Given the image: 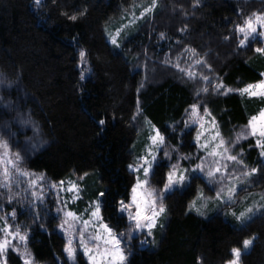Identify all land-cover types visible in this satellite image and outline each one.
Here are the masks:
<instances>
[{
    "label": "trees",
    "instance_id": "16d2710c",
    "mask_svg": "<svg viewBox=\"0 0 264 264\" xmlns=\"http://www.w3.org/2000/svg\"><path fill=\"white\" fill-rule=\"evenodd\" d=\"M150 5L151 0H0V78L5 81L0 84V116L9 142L20 152L39 145L27 151L24 164L53 182L83 177L80 208L99 199L103 220L118 232L126 226L118 201L129 197L134 182L128 165L141 153L150 126L190 153L192 135L178 137L171 129L197 102L198 89L209 87L199 102L225 135L264 108V98L215 95L210 84L185 80L172 66L178 61L181 68L192 65L232 90L258 82L264 53L255 51L253 41L239 47L234 29L252 12H264V0H198L195 8L193 0H157L141 17ZM73 15L75 20L69 18ZM114 34L119 47L109 42ZM185 48L196 49L194 59L206 61L211 71L192 64ZM82 49L87 53L83 62ZM15 105L22 115L14 113ZM240 149L248 170L259 171L228 207L236 215L249 206L259 209L253 219L237 226L235 216L211 199L202 214L194 211L191 202L197 194L210 191L193 179L166 196L163 227L153 230L127 264H224L233 247L252 237L240 264H264V160L251 140ZM154 171L163 177L158 167ZM29 249L37 262L66 264L63 239L52 228L36 229ZM8 263L21 264L11 253ZM78 264L86 263L78 258Z\"/></svg>",
    "mask_w": 264,
    "mask_h": 264
},
{
    "label": "snow or ice",
    "instance_id": "6c2138e0",
    "mask_svg": "<svg viewBox=\"0 0 264 264\" xmlns=\"http://www.w3.org/2000/svg\"><path fill=\"white\" fill-rule=\"evenodd\" d=\"M36 4H40L42 0H34ZM157 0H151V5L145 7L140 13L143 17L147 12L151 11L156 6ZM198 6V0H193V8ZM83 15V13H81ZM72 20L76 19V16L69 17ZM180 32H185L186 28L179 29ZM238 37V46L244 47L247 42L252 39H256L257 36L264 38V12H252L248 16L244 17L241 23L235 25L234 29ZM242 37V38H239ZM160 38H165V33H160ZM225 40H229L230 37L225 36ZM116 47H119L117 39L113 37L110 41ZM185 52H190L192 57V64L206 65V61L194 59L198 55L196 49L185 48ZM258 53H264V48L258 47L255 49ZM87 53L83 49L79 52L81 61L83 62ZM176 67L183 75L187 76L189 80L195 78V73L188 69L181 68L179 62L172 65ZM209 71H211L210 66ZM262 79L255 84H249L239 91L241 94H247L250 97L264 98V73L260 74ZM205 85H211V91L215 95L227 94L232 89H227L222 83H213L211 78L207 75H201L199 77ZM5 83L3 79H0V84ZM9 84L11 82H8ZM143 87V84L140 85ZM139 91V89H138ZM209 87L205 86L200 88L195 93L197 102L189 105V109H186V113L195 117L193 123L197 120H204L206 117H211V123L213 124V133L211 140H206L201 143V137L204 133L198 132L195 138L196 145L199 151L205 153L204 156L198 157L200 163L192 169L193 172L201 173L207 182L211 184H220L221 187L216 192L215 199L224 204L234 202V196L239 191V184L248 181L250 177L258 173L259 169L251 168L249 170L240 171L239 175L236 171H230L231 165H240L242 169H247V166L243 164V161L237 155L231 154V150L227 147V143L218 130L215 118L212 117L211 112L205 104L199 102L201 94H207ZM139 104V102H138ZM201 109L203 115H201ZM28 123V121H24ZM187 123V122H186ZM99 124L103 126L105 120L101 119ZM155 135L148 137L149 143L145 145V154L138 156L135 164H129V170L137 173L135 183L131 187L129 197L118 201L117 211L126 215L127 219V232H118L113 226L104 223L101 216V203L99 199L90 201L89 208L86 209V214L89 219L84 220L80 215L71 210H64V220L60 227L64 230H71L73 232V239H75L76 233L79 234V247L83 250L84 256L88 259L89 264H97L96 254L99 253L101 243L104 245L103 258H106V264H127L126 249L124 247L123 237L127 235L130 239H135L137 234H146L148 237L153 235V229L156 227H163L160 224L161 216L167 211L164 199L166 194L173 191L178 187H183L187 184L191 177L188 174V169H181L178 165H172L169 171L165 174L163 180V188L155 189L151 187L150 177L152 175L153 166L157 160V155L165 145V137L161 135L159 130L153 129ZM248 136L256 137V147L260 149V157L264 160V108L258 113L252 115L248 121L246 129L237 135L236 142L240 139H247ZM0 147L7 148L8 142L0 140ZM39 145H31V149L23 150L15 154H9L5 159L0 156V189H6L8 192V203L11 204L18 197L19 193H13V189L20 188L25 193L31 195L29 201V207H34L43 202V190L47 186L44 183V175L41 174L37 179L33 173L28 172L22 167L24 160L26 159V153L28 150H35ZM165 156L169 153L165 152ZM211 158V162H209ZM181 159H188V157H181ZM143 173V179H141L139 173ZM87 173H85V176ZM83 179V177L81 178ZM225 181L228 183V187H225ZM27 182L28 187L25 188L24 184ZM70 186L67 188L68 192L74 193L75 199H79L80 188L78 184L69 182ZM52 189L58 191H64V181L53 183L50 185ZM39 190V195L37 193ZM105 193L101 191L100 197H103ZM199 195L203 198V192L200 191ZM264 199V195L261 196ZM62 204V208H58L57 212L60 213L63 209H67V205L63 201H58ZM194 206V205H193ZM259 209H254L249 206L244 211H241L239 215L235 216L236 220L242 225L246 226L256 214ZM199 211V210H197ZM202 214V213H201ZM17 212L15 209L11 213H7L4 216H0V264H6L5 253L8 250L17 252L23 261V264H33L30 259L31 253L28 252L26 241L27 232L24 231V226L16 223ZM34 219L38 218V211ZM79 220L84 225V228H75V222ZM11 221V223L9 222ZM90 224L94 225V231L91 235H86V229ZM98 226V227H95ZM255 237L246 238L242 242V248L233 247L231 249L232 259L227 261V264H240L241 256L247 252L253 245ZM95 242V243H93ZM147 241L142 240L144 244ZM23 244V252L20 247L16 246ZM73 241L68 240L64 247V253L69 260H73L76 257V248L73 246ZM92 245V246H90Z\"/></svg>",
    "mask_w": 264,
    "mask_h": 264
},
{
    "label": "rangeland",
    "instance_id": "374dc122",
    "mask_svg": "<svg viewBox=\"0 0 264 264\" xmlns=\"http://www.w3.org/2000/svg\"><path fill=\"white\" fill-rule=\"evenodd\" d=\"M113 37H115L117 39L118 35H116V34L112 35L109 38V42L111 41V39ZM239 38H242V37H239ZM249 41H253L254 47H256V48H258V47L264 48V38H262V37L257 36L256 39H254V40L250 39ZM110 44H112V43L110 42ZM180 63L181 62H179V65H180ZM180 67H181V65H180ZM182 68L188 69L189 71H192L195 73V78L190 80V81H193V82L198 81V82H201V87L205 86V83L199 79L201 74H199L196 70H193L192 65L187 66V67H186V65H184ZM175 70H177V68ZM178 72L181 73L180 71H178ZM182 76H184L185 80H189L187 76H185L183 74H182ZM261 79H262V77H261ZM253 84H255V83H253ZM244 87H242L240 89H243ZM240 89H237V90L233 89L230 92H238L241 94V92L239 91ZM242 95H246V96L250 97L247 94H242ZM14 104H16V103H14ZM16 112H17V114L22 115V113L20 112L17 105H15V112L14 113H16ZM189 113H190V110H189ZM189 113H186V111H185L181 121L178 122L174 127H172L171 130L173 132H177L178 137L182 136L185 133L192 135V144L194 146L192 149V152L183 153L179 150L178 147L172 146L165 139V145L161 149V151L158 153L157 160L153 166L152 175L150 177L151 187L155 188V189L163 188V180L165 178V174L169 171V169L172 165H178L181 169H188V174L191 177V179L183 187H178V188L174 189L173 191L183 189L187 185H190L193 179H197V178L202 180L203 182H205V184L209 187V191H210L209 193H207L205 196L203 195V198L199 194H197L195 199L191 202V207L193 208L194 211H196L198 213L204 212L206 209L208 200L211 199L210 200L211 202L213 201V202H218V203L222 204L224 206L223 210L226 213L233 215V213H235V212L228 207V204L221 203L220 201L215 199L216 192L221 187V185L220 184H211L210 185L201 173H199L198 171L197 172L192 171V169L195 168V166L200 163V159H198V157H202L205 155V153L203 151H199L197 148L196 141H195L197 133L198 132L204 133V135L201 137V143L202 144L206 140H211L214 133L212 131L213 124L210 122L211 117H206L204 120H197L195 123H193V120H195V117L190 116ZM201 115H203L202 109H201ZM212 117H213V115H212ZM247 124H248V122H247ZM247 124L244 126H239L235 129H233L232 132H230V134L225 135L221 132L220 127L216 122V125L218 126V130L221 132L223 139L226 142H228L227 147L231 150V154L237 155L243 161L244 153L240 149V145L244 142H248L249 140H251L253 142L254 148L256 149V151L258 153L259 159L262 161V158L259 155L260 149H258L256 147V143H255L256 137L248 136L247 139H240L238 142H236L237 135L246 129ZM0 126L2 127V129H0V140L8 142L7 148L0 147V156H3L5 159H7L9 154H15L17 152H20V150H19L18 146H16V145L14 146L9 142V137L7 135V132L4 130L5 124L2 122L1 116H0ZM153 129H155V128L151 127V126L148 128V130H147L148 131V137L150 135H155V131ZM148 143H149V140L147 138V141H145V145ZM180 144H182V143L179 142V145ZM145 145L142 147V151L138 156L145 154ZM165 152H168L169 155L165 156L164 155ZM181 157H188V159H181ZM136 162H137V159L135 158L134 160H132L131 164H135ZM209 162H211V158H209ZM243 164H244V162H243ZM22 167L24 169H26L28 172L33 173L34 177L37 179L40 177L41 174L44 175V183L47 186L43 190V197H44L43 202L30 208L29 207V201L31 200L30 192L25 193L22 189L16 188V189H13V193H19V195L13 201V203L9 204L8 203V192H7V190L6 189H0V216H4L7 213H11L13 211V209L16 210V212H17L16 223L23 225L24 231L27 232V234H28L27 241H26V246H27L28 252H30L29 240H30L31 236L33 235L34 231L37 229L39 231L47 232L48 228H52V230L55 233H57L58 235H60L62 237L63 242H64V247H65V244L68 240H72L73 241L72 246L74 248H76V257L73 260H69L67 258L66 254L64 253V249H63V258L66 261V264H78V258H82V260L86 264H89L88 259L83 254V250L79 247V244H80L79 234L76 233L75 239H73V232L71 230L66 231L60 227L61 223L64 220V215H63L64 210H71L73 212H76L84 220L89 219V216L86 214V211H85L86 209L89 208V204L84 206L83 208H82V206L80 208V205H79L80 200H81V187L79 185V182L82 179L75 176L73 178H68L66 180H63L65 190L64 191H58L57 189H52L51 187H49L53 183H58V182L51 181L50 179H48L45 176L44 173L34 172V171L28 170L24 163H23ZM157 167L160 170H162L163 177H160L159 174H161V173H159V172L156 173V175H154V173H155L154 170ZM229 170L230 171H236V174L239 175L240 171L248 170V167H247V169H242L240 165H231ZM132 175L134 178V182H133V184H134L135 180H136L137 173L132 172ZM139 175H140L141 179L144 178L142 172L139 173ZM69 182H74V183L78 184V186L80 188V192L78 194L79 199H75L74 198L75 194L67 191V188L70 186ZM245 183H247V182L239 184V188L241 187V185H243ZM228 186L229 185H228L227 181H225V187L227 188ZM24 187L25 188L28 187L27 182H25ZM173 191L167 193L166 196L168 194L172 193ZM130 192H131V189H130ZM130 192H129V195H130ZM37 193H38V195L40 194L38 189H37ZM94 200H97V199H94ZM58 201H63V203L67 205V209H63L60 213L57 212V209L62 208V204L58 203ZM77 209H80V210L77 212ZM197 210H199V211H197ZM37 211H38V218L34 219L33 217L36 216ZM118 213L120 215H122L125 219L126 226H125L124 230L121 232L126 233L127 232V223H128L127 219H126V215L123 213H120V212H118ZM221 213L223 214L224 212H221ZM164 220H165V213L160 218V224H162V222ZM9 222L11 223V221H9ZM104 223H106V222L104 221ZM236 225L237 226L240 225V223L237 220H236ZM74 227L75 228H84V225L82 223H80L79 220H77L74 224ZM95 227H98V226H95ZM85 231H86V235H91L92 232L94 231V225L90 224ZM150 238L151 237H148L146 234H137V237L135 239H130L127 235H125L123 237L124 247L126 249V255L128 258L127 263H128L130 255L132 254L133 251H135V249L145 247V243L142 244L141 241L144 240V241L148 242L150 240ZM93 243H95V242H93ZM16 246L20 247L21 252H23V248H24L23 244H18ZM90 246H92V245H90ZM240 248H242V246ZM247 252H245V253H247ZM10 253L15 255L16 257H18V259L20 260V263L23 264L21 256L17 252L12 251V250H8L5 253V256L7 258L6 264H9L8 263V255ZM103 253H104V245L101 243L99 253L96 254L97 264H106V258H103ZM30 259L32 260L33 264H46L45 262H37L32 257V255L30 256ZM231 259H232V256H231L230 260ZM60 262H61V260L58 261V263H60ZM224 264H227V262Z\"/></svg>",
    "mask_w": 264,
    "mask_h": 264
}]
</instances>
